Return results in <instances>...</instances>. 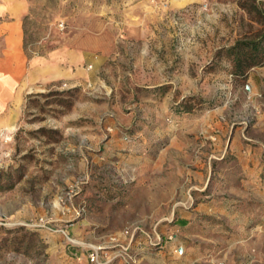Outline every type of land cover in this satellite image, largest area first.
Instances as JSON below:
<instances>
[{
  "label": "rangeland",
  "instance_id": "rangeland-1",
  "mask_svg": "<svg viewBox=\"0 0 264 264\" xmlns=\"http://www.w3.org/2000/svg\"><path fill=\"white\" fill-rule=\"evenodd\" d=\"M1 6L26 73L0 105V264H264V62L231 53L264 46V0Z\"/></svg>",
  "mask_w": 264,
  "mask_h": 264
},
{
  "label": "crops",
  "instance_id": "crops-1",
  "mask_svg": "<svg viewBox=\"0 0 264 264\" xmlns=\"http://www.w3.org/2000/svg\"><path fill=\"white\" fill-rule=\"evenodd\" d=\"M4 8L3 6L0 7V14ZM11 10L14 21H0V105L5 102V93L15 89L26 73V56L22 43L20 22L22 11L18 7L14 10L11 7ZM5 73H9L7 77H5ZM174 226V230L177 232L178 228L183 227L177 222ZM197 260H199V253L189 249L186 256L179 262L180 264H193ZM173 263L176 264L177 261L173 260Z\"/></svg>",
  "mask_w": 264,
  "mask_h": 264
},
{
  "label": "trees",
  "instance_id": "trees-1",
  "mask_svg": "<svg viewBox=\"0 0 264 264\" xmlns=\"http://www.w3.org/2000/svg\"><path fill=\"white\" fill-rule=\"evenodd\" d=\"M239 44L231 47V53H233L232 73L243 75L247 68L264 62V46L258 41H249L244 43L247 47L245 49L240 47ZM257 52L261 55H256Z\"/></svg>",
  "mask_w": 264,
  "mask_h": 264
},
{
  "label": "built area",
  "instance_id": "built-area-1",
  "mask_svg": "<svg viewBox=\"0 0 264 264\" xmlns=\"http://www.w3.org/2000/svg\"><path fill=\"white\" fill-rule=\"evenodd\" d=\"M97 256H98L97 253H93V252L90 253V255H89L90 261H93V262L95 261L96 262ZM218 264H224V263L222 261H219Z\"/></svg>",
  "mask_w": 264,
  "mask_h": 264
}]
</instances>
